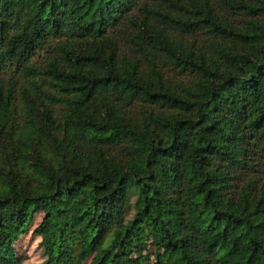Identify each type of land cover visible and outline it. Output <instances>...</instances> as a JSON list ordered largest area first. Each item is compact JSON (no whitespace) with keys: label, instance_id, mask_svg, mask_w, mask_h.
<instances>
[{"label":"trees","instance_id":"1","mask_svg":"<svg viewBox=\"0 0 264 264\" xmlns=\"http://www.w3.org/2000/svg\"><path fill=\"white\" fill-rule=\"evenodd\" d=\"M0 132V264H264V0H0Z\"/></svg>","mask_w":264,"mask_h":264},{"label":"rangeland","instance_id":"2","mask_svg":"<svg viewBox=\"0 0 264 264\" xmlns=\"http://www.w3.org/2000/svg\"><path fill=\"white\" fill-rule=\"evenodd\" d=\"M46 53L45 51H40L35 58L32 59L34 63H42L44 60ZM4 78L12 79L14 83H16L18 90H26L28 91V95L21 96L19 94V98L21 99L24 104H20V109L25 106L28 101L37 102L36 100V92L31 85V79H25L22 77V73L18 70V68L13 67L11 70L6 71ZM29 87V88H27ZM27 96V97H26ZM28 100V101H27ZM32 107L34 106L35 110L37 111V115L41 117L39 108L35 105L29 104ZM60 110V108L58 109ZM23 111V110H22ZM26 116L23 114L21 116L24 119ZM12 119H10V124L12 123ZM2 137L8 138L5 133L0 132V140ZM132 214L129 216L131 217ZM45 214L44 212H38L34 215L33 220L29 226V229L26 232H23L21 235L18 236L16 239L14 246L16 249L17 256L21 259L22 264H41L44 260V251L42 246V236L38 233V228L42 224L44 220ZM157 249L153 244H148L147 249L144 250L143 254L145 257H148L150 262L155 261V253ZM134 257H137L134 254Z\"/></svg>","mask_w":264,"mask_h":264}]
</instances>
